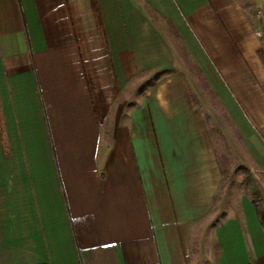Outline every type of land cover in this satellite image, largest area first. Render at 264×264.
<instances>
[{
    "label": "crops",
    "instance_id": "1",
    "mask_svg": "<svg viewBox=\"0 0 264 264\" xmlns=\"http://www.w3.org/2000/svg\"><path fill=\"white\" fill-rule=\"evenodd\" d=\"M259 10L0 0V264H264L212 135L264 196Z\"/></svg>",
    "mask_w": 264,
    "mask_h": 264
},
{
    "label": "rangeland",
    "instance_id": "2",
    "mask_svg": "<svg viewBox=\"0 0 264 264\" xmlns=\"http://www.w3.org/2000/svg\"><path fill=\"white\" fill-rule=\"evenodd\" d=\"M187 72L189 76L198 77V73L194 72L190 68L187 69ZM209 128L212 131L213 125H209ZM212 133L216 140L215 148L217 150L218 159L223 169V180L219 189V193L217 195V199H222L224 200V202L228 203V205H231L234 199L235 192L233 190H236V192L240 193V189L242 190L243 188L245 193L253 194L255 185H252L253 183H251L252 176H247L246 178L245 174H243L241 169L243 164H241L239 158H236L233 150V145L224 144V141L220 140L219 136L217 134H214V131H212ZM254 182L257 183L258 187H261L262 182L259 183L257 180ZM253 199L257 202L260 209H264V199L259 200L255 195L253 196Z\"/></svg>",
    "mask_w": 264,
    "mask_h": 264
},
{
    "label": "built area",
    "instance_id": "3",
    "mask_svg": "<svg viewBox=\"0 0 264 264\" xmlns=\"http://www.w3.org/2000/svg\"><path fill=\"white\" fill-rule=\"evenodd\" d=\"M257 17L260 19L259 28L255 31V36L257 38H264V12L259 10L257 12Z\"/></svg>",
    "mask_w": 264,
    "mask_h": 264
},
{
    "label": "trees",
    "instance_id": "4",
    "mask_svg": "<svg viewBox=\"0 0 264 264\" xmlns=\"http://www.w3.org/2000/svg\"><path fill=\"white\" fill-rule=\"evenodd\" d=\"M252 183V182H251ZM254 195L258 197L259 200L264 199V196H262L259 191L257 190V187H254L253 191ZM255 205L257 204L256 201H254ZM258 205V204H257ZM256 205V206H257ZM258 207V206H257ZM257 212L259 214V217L261 218V223L264 224V209L257 208Z\"/></svg>",
    "mask_w": 264,
    "mask_h": 264
}]
</instances>
